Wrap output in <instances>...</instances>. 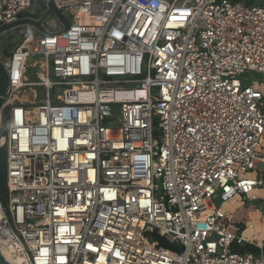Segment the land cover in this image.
<instances>
[{
  "label": "built area",
  "instance_id": "built-area-1",
  "mask_svg": "<svg viewBox=\"0 0 264 264\" xmlns=\"http://www.w3.org/2000/svg\"><path fill=\"white\" fill-rule=\"evenodd\" d=\"M37 1L0 0V25ZM57 3L69 28L20 27L2 59L0 254L10 264H264L263 240L221 207L240 195L264 219L253 193L264 189V95L242 79L264 76V4ZM35 87L44 96L31 101Z\"/></svg>",
  "mask_w": 264,
  "mask_h": 264
},
{
  "label": "water",
  "instance_id": "water-1",
  "mask_svg": "<svg viewBox=\"0 0 264 264\" xmlns=\"http://www.w3.org/2000/svg\"><path fill=\"white\" fill-rule=\"evenodd\" d=\"M67 6H60L57 0H41L33 3L30 7L23 10L17 17L8 23L0 25V35L11 31L13 29L30 26L35 28L41 33H48L43 26L42 21L45 17L52 13L54 18L62 25L63 30H67L70 26L68 18L64 15ZM8 75L5 62L0 58V108L3 104V97L8 91ZM9 121V106H5L2 110V127L1 135L7 136V126ZM8 189H7V146L6 144L0 147V202L1 205L7 210L8 203ZM0 264H10L0 254Z\"/></svg>",
  "mask_w": 264,
  "mask_h": 264
},
{
  "label": "rangeland",
  "instance_id": "rangeland-1",
  "mask_svg": "<svg viewBox=\"0 0 264 264\" xmlns=\"http://www.w3.org/2000/svg\"><path fill=\"white\" fill-rule=\"evenodd\" d=\"M253 3L256 4H264V0H253ZM70 17V16H69ZM56 22V25L59 27V22L54 18V15L50 13L47 15L43 21L44 25L47 28H51L50 22ZM23 27V26H22ZM20 28V27H19ZM19 28L13 29L11 31H8L2 35H0V58L5 59L7 56L10 55L11 50L16 46V44L20 41L21 39V34L19 33ZM260 77H264L261 74L255 73V72H248L245 75L242 76V79L250 84L255 85L256 81L260 80ZM31 90V89H30ZM32 91L35 93L36 96H33ZM32 91L29 94V100L42 98L44 96V90L40 87H35L32 89ZM36 103V102H35ZM254 173V174H253ZM251 173L248 172L245 174V176H256V170ZM254 194L257 196H262L264 194V191L259 188L253 191ZM214 202L216 204H219V200L215 199ZM221 207L224 209H227L231 213V217L234 220H242L246 219V226L244 228L245 234L248 236H251V231H247L248 227L250 225H253L251 228L254 230H258L261 228L264 232V220L263 222H259V219L256 215V213L259 214V210H256L255 207H258L257 203H254V205H250L248 203H245L242 201L241 196L237 195L228 202L222 203ZM256 215V216H255ZM261 220V219H260ZM259 222V223H258ZM250 228V227H249ZM264 243V241H263Z\"/></svg>",
  "mask_w": 264,
  "mask_h": 264
},
{
  "label": "crops",
  "instance_id": "crops-1",
  "mask_svg": "<svg viewBox=\"0 0 264 264\" xmlns=\"http://www.w3.org/2000/svg\"><path fill=\"white\" fill-rule=\"evenodd\" d=\"M252 85H253V84H252ZM253 86H254L255 88L259 89V90L263 93V95H264V77H262V78L260 77V80H259V81H256L255 85H253ZM263 109H264V102H263ZM263 142H264V141H263ZM251 173H253V172H251ZM253 174H254V173H253ZM262 190L264 191V189H262ZM263 195H264V194H263ZM255 209L258 210L256 207H255ZM256 215H257V217H258V219H259V214L256 213ZM256 215H255V216H256ZM245 220H246V219H245ZM263 220H264V219L259 220V222H263ZM259 222H258V223H259ZM252 226H253V225H250V226H249L250 228H249V227L247 228V229H249L251 232L254 231V229L251 228ZM257 231H259V234L261 233V234L258 236V237L260 238L259 240L262 239V240L264 241V232H263V230H261V228H260V229H258ZM245 233H246V232H245ZM257 239H258V238H257Z\"/></svg>",
  "mask_w": 264,
  "mask_h": 264
},
{
  "label": "bare ground",
  "instance_id": "bare-ground-1",
  "mask_svg": "<svg viewBox=\"0 0 264 264\" xmlns=\"http://www.w3.org/2000/svg\"><path fill=\"white\" fill-rule=\"evenodd\" d=\"M83 13H84L83 8H79V9H78V16H82ZM78 20L81 21V22H86V23H93V22H95L94 18H91V17H90V18H81V17H79ZM247 231H250V230L248 229ZM260 234H261V233H260ZM260 234H259V231H257V230H254V231L251 232V236H254L255 238H258V239H260V238L258 237ZM1 255L4 257V259H5L7 262L10 261V260H9V257H8L7 254L5 253V251H2V254H1Z\"/></svg>",
  "mask_w": 264,
  "mask_h": 264
},
{
  "label": "trees",
  "instance_id": "trees-1",
  "mask_svg": "<svg viewBox=\"0 0 264 264\" xmlns=\"http://www.w3.org/2000/svg\"><path fill=\"white\" fill-rule=\"evenodd\" d=\"M246 1H247V3H253V0H246ZM251 250H252V251H255L256 249L251 248Z\"/></svg>",
  "mask_w": 264,
  "mask_h": 264
}]
</instances>
